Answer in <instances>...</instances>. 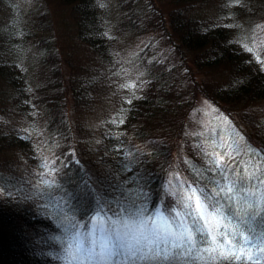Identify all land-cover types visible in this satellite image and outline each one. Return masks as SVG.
<instances>
[{
    "label": "trees",
    "instance_id": "16d2710c",
    "mask_svg": "<svg viewBox=\"0 0 264 264\" xmlns=\"http://www.w3.org/2000/svg\"><path fill=\"white\" fill-rule=\"evenodd\" d=\"M65 15L75 21L62 33ZM126 32L141 42L106 59L100 33ZM113 94L128 103L124 161L80 118L111 100L101 111L113 119L124 108ZM191 188L225 189L208 209L222 206L216 245L232 240L236 264H264L234 218L264 205V0H0V264H104L99 220L141 209L194 232L181 202Z\"/></svg>",
    "mask_w": 264,
    "mask_h": 264
},
{
    "label": "snow or ice",
    "instance_id": "6c2138e0",
    "mask_svg": "<svg viewBox=\"0 0 264 264\" xmlns=\"http://www.w3.org/2000/svg\"><path fill=\"white\" fill-rule=\"evenodd\" d=\"M236 190L238 189L229 187L226 194ZM224 191L223 188L220 192L213 190L211 195L196 188L181 191L183 206L186 210H191L186 215L192 218L193 225H198L194 232L182 227L183 222L174 232L163 217L157 216L155 220L151 217L144 218L142 209L131 222L127 219L109 220L108 227H105V222L100 219L98 231L103 234V238L99 260L104 264H215L219 258L221 261H228V264H236L243 254L235 250L233 241L223 239L221 244L225 247H220L216 245V237L212 235L213 229H219L224 217L218 201L212 205V211L208 210L209 204ZM228 198L231 199V196ZM250 207L251 211L234 217L238 223L244 224V230L249 233V238L240 236L239 241L248 246L257 244L264 247V205L257 206L253 201ZM209 223H212L213 228H209ZM93 228L97 230V224L94 223ZM227 234L226 230L222 235ZM198 245H209L204 250L207 260L194 258V253L200 251ZM82 252L89 260L96 255L94 248H83Z\"/></svg>",
    "mask_w": 264,
    "mask_h": 264
},
{
    "label": "rangeland",
    "instance_id": "374dc122",
    "mask_svg": "<svg viewBox=\"0 0 264 264\" xmlns=\"http://www.w3.org/2000/svg\"><path fill=\"white\" fill-rule=\"evenodd\" d=\"M109 3H111V2H109ZM101 6H104V8L106 9V12L103 9H101L99 11V13H98V17H104V15L107 13V8L110 11V6H109L108 3L101 4ZM50 10H51L50 12H52L56 16L59 13L57 11L59 9H57L55 7H53ZM110 14L113 16L114 15V12H110ZM64 17H65V20H63L64 25H62V27H61V32L62 33H64V31H66V30H64V27L66 25L72 26V23L75 21V19L72 16L67 17L65 15ZM69 31H71V30L69 29ZM100 35H101V37L99 38V42H100V44H99V46H100L99 48L100 49L99 50L102 49L103 56L106 59L109 57L108 47L110 48V46H113L115 49H119V50H122V51H127L130 54V52L132 51L131 49L135 47V44H138V43L141 42V38L140 37L138 38V36H134L133 33H127L126 32V34H124L122 36V38L119 39V40L118 39H113L111 35L105 36V34H103V36H102L101 33H100ZM113 36H118V35L117 34H114ZM58 38L60 39V33L58 35ZM65 41L66 40H64V42ZM110 41H111V43H110ZM86 52H87L86 50L84 52L80 48H79V50H77V53L80 55L81 60L83 59L85 61V60L90 59L91 57L92 58L94 57L93 54H91L90 58L85 57L84 54ZM113 96L115 98H117V99H119V98L121 99L120 95L117 96V95H114L113 94ZM88 99H90V98H88ZM88 99H82V98H80L79 99V101H80L79 103L82 104V103H84ZM121 100L124 103V108L122 110H120V113L118 115H116L113 119L106 118L105 113H103L101 111L103 109V111L104 110L105 111L108 110L107 112H112V113L114 112V110L117 107H116V105H113L111 103V100H109V102L107 104L108 106L106 104H104L103 101L96 100V104L94 105L92 103L89 106L90 108L84 109L82 107L83 111L80 113V118H82V121L84 123H86V125L84 126V130H86L88 132L89 131H92L91 133L93 135H95V136L96 135L97 136L99 135L100 137H103L104 136L107 142L113 143L112 144V148H111V150H112L111 153H114L116 155V157L120 161H124V155L122 153V146H123V143H124L123 138H125V136L122 135V126H124L125 119L127 117L126 110L128 109V103L126 102L125 99H121ZM204 104H206V103H204ZM205 127H206L205 133H206V136H207L209 134V132H210V129H207V128H209V126L207 124H206ZM197 133H198V131H194L193 138L195 136H197ZM201 138H202V140H205L206 139V137L203 136V135L201 136ZM102 142H105V141L104 140L103 141H100V143H102ZM97 169H100V165L99 164H96L93 170L96 171ZM123 171L127 175L130 174L129 169H125ZM129 189L131 190V187H129Z\"/></svg>",
    "mask_w": 264,
    "mask_h": 264
}]
</instances>
